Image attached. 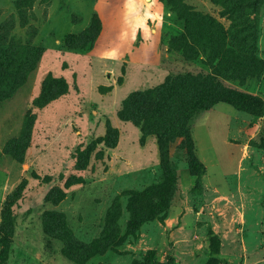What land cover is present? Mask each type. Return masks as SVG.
Instances as JSON below:
<instances>
[{
  "label": "rangeland",
  "instance_id": "obj_1",
  "mask_svg": "<svg viewBox=\"0 0 264 264\" xmlns=\"http://www.w3.org/2000/svg\"><path fill=\"white\" fill-rule=\"evenodd\" d=\"M184 2L261 59L232 72L228 57L218 78L264 100V0ZM178 5L0 0V264H264V112L219 102L190 118L195 186L181 136L159 133L168 104L124 110L218 64L215 26L200 32Z\"/></svg>",
  "mask_w": 264,
  "mask_h": 264
},
{
  "label": "trees",
  "instance_id": "obj_2",
  "mask_svg": "<svg viewBox=\"0 0 264 264\" xmlns=\"http://www.w3.org/2000/svg\"><path fill=\"white\" fill-rule=\"evenodd\" d=\"M168 4L176 10L178 3L182 4L187 10V22L193 17H196L199 22L200 32L206 30L209 25L215 26V31L221 37L215 41L216 51L215 55L218 56V64L214 66L213 71L210 74H203L198 72L194 74L192 71H185L177 75L168 77L167 81L155 89L146 91H138L134 93L129 99L126 100L124 110L126 113L132 111L139 118L141 113H146L150 110H162L164 106V114L167 116L165 122L172 118V122L169 125H164L162 129H159L160 136L164 142L169 140V137L174 139L181 136V144L186 150V156L190 164V171L192 176L195 178V186H199L202 182V172L205 170V165L201 160L198 159L194 153V142L191 136V126L189 124L190 118L199 111L207 110L214 104L219 102H227L233 105L235 108L244 110L246 112L261 115L264 112V100L261 96L245 93L234 87L228 86L218 78V71L221 63L228 60V57H232L230 62L233 63L232 72L236 68H245L247 71L253 70L254 67L259 70L262 68L263 62L259 57L251 54H245L240 59L237 54H234L229 50V46L223 39L224 31L214 21L213 17L209 14L203 13V11L195 9L192 5L185 3L184 0H167ZM99 27H94L96 34L99 31ZM93 30H89V33ZM186 34H182L176 38L175 41L182 45H187L188 40ZM73 38V37H69ZM226 38V37H225ZM174 41V43H175ZM74 44L73 41H69ZM194 48V47H193ZM195 49V48H194ZM186 50L184 53H189ZM199 50L195 49V54L198 55ZM188 59H192L195 56H187ZM190 57V58H189ZM216 57L209 55V63L214 64ZM238 60V61H237ZM237 61V62H236ZM228 62H225V64ZM243 66V67H241ZM223 68L229 69L230 64L228 63ZM255 73V72H254ZM56 85L61 87L59 81H55ZM172 113V114H171ZM173 114H175L173 116ZM170 116V117H169ZM140 123V120H137ZM142 122V120H141ZM161 126V125H159ZM149 260L156 258V253L153 250L149 251ZM137 264H147L145 262H139Z\"/></svg>",
  "mask_w": 264,
  "mask_h": 264
}]
</instances>
